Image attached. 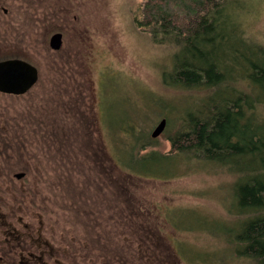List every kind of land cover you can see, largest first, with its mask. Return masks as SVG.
Instances as JSON below:
<instances>
[{
	"label": "rangeland",
	"instance_id": "rangeland-1",
	"mask_svg": "<svg viewBox=\"0 0 264 264\" xmlns=\"http://www.w3.org/2000/svg\"><path fill=\"white\" fill-rule=\"evenodd\" d=\"M222 2L233 31L230 43L240 44L243 57L257 59L264 51V0ZM145 4L146 0H0V56L18 55L40 70L33 91L24 97L0 96V108L7 106L11 121L32 115L51 127V138L56 132V143L49 144V129L40 131L46 139L37 155L43 173L37 182L40 193L50 199L45 205L51 208L54 188H68L70 201L61 197L68 207L66 201L79 205L81 196L103 200L102 206L117 200L114 212L103 214L113 220L105 218L103 225L111 230L117 220L129 224L135 233L129 238L134 257L142 254L150 261L137 258V263L257 264L238 244L243 224L254 213L236 204L235 189L251 171L174 147L172 140L186 130V113L213 90L177 86L167 78L178 57L187 55L175 35L157 26H141ZM58 30L65 33V44L54 52L48 42ZM53 87L75 89V94H54ZM258 117L264 120V106ZM163 119L165 131L152 138ZM51 120H56L53 127ZM84 137L86 142L103 141V173L88 158L91 151ZM142 157L147 164H138ZM248 162L247 158L243 166ZM112 167L119 170L112 172ZM127 200L137 213L123 220ZM65 216L80 235L82 225L75 224L72 213ZM120 232L121 244L127 245L128 232Z\"/></svg>",
	"mask_w": 264,
	"mask_h": 264
},
{
	"label": "trees",
	"instance_id": "trees-1",
	"mask_svg": "<svg viewBox=\"0 0 264 264\" xmlns=\"http://www.w3.org/2000/svg\"><path fill=\"white\" fill-rule=\"evenodd\" d=\"M228 17L222 0H146L145 19L139 23L145 28L157 26L183 42L187 57H178L167 75L173 84L207 85L213 90L201 107L186 113V130L172 142L177 151L251 171L235 189L236 204L254 213L243 224L238 244L243 255L264 264V120L258 121V110L264 106V51L262 58L244 59L240 44L230 43L233 31L228 29ZM139 162L147 164V158Z\"/></svg>",
	"mask_w": 264,
	"mask_h": 264
},
{
	"label": "flooded vegetation",
	"instance_id": "flooded-vegetation-1",
	"mask_svg": "<svg viewBox=\"0 0 264 264\" xmlns=\"http://www.w3.org/2000/svg\"><path fill=\"white\" fill-rule=\"evenodd\" d=\"M4 12L7 11L4 9ZM64 38L63 31L54 32L48 42L50 49L54 52L61 51L65 44ZM8 61L26 62L36 69V76L32 83V80L27 79L26 86L22 88L0 87V96L28 95L40 82L39 67L18 55L0 56V63ZM74 91L75 89L72 91L55 87L51 89V93L54 94L71 95V93L75 94ZM6 107L0 108V264H142L136 262L137 258L149 263L150 261L142 254L137 258L134 257L133 241L129 238L135 233L131 231L129 224H125L121 219L117 220L121 222H116L111 230L107 228V224L103 225L105 218L106 221L113 220L110 217L103 218V214L108 209L114 212L117 208L115 206L117 200H107L108 205L102 206L103 200H85L81 196V200L77 199L79 205L66 201L71 206L68 207L61 204L64 196L70 201L68 188L60 192L54 188L55 193L51 194L53 197L51 208L45 205L50 199L38 189L37 176L43 173L37 155L46 139L45 136H40V131L45 133V129H49L48 134L51 138V127L45 126L41 119H34L32 115L22 114L18 121H11ZM55 121L51 120L52 127ZM83 122L86 128L88 121ZM53 132L54 136L47 141L49 144L51 141L56 143V132L54 130ZM86 139L87 137L83 138V143L91 151L87 152L90 155L88 158L94 161L95 170L103 173V141L98 138L96 143L86 142ZM48 147L50 151H47L51 153V145ZM45 153L46 151L42 152L43 155ZM114 169L112 167V172ZM53 184L55 187L56 183ZM100 196L102 197V192ZM70 213L76 220L75 224H81L84 229L80 235L73 232L70 221L66 220L67 216L63 217V214ZM85 213L89 217L87 221ZM116 213L120 217L119 209ZM136 213L135 206L129 201L126 208L121 211L122 215H126L123 216V220L136 216ZM81 218L85 221L81 222ZM120 229L126 230L129 234V236L126 233L124 235L127 245H122L120 242ZM143 238L150 239V236Z\"/></svg>",
	"mask_w": 264,
	"mask_h": 264
},
{
	"label": "water",
	"instance_id": "water-1",
	"mask_svg": "<svg viewBox=\"0 0 264 264\" xmlns=\"http://www.w3.org/2000/svg\"><path fill=\"white\" fill-rule=\"evenodd\" d=\"M59 39V38H57ZM29 76V77H28ZM36 69L23 61H8L0 63V87L19 88L25 87L27 79L34 80ZM29 83V84H31ZM167 122L161 120L152 133V138H158L166 129Z\"/></svg>",
	"mask_w": 264,
	"mask_h": 264
},
{
	"label": "bare ground",
	"instance_id": "bare-ground-1",
	"mask_svg": "<svg viewBox=\"0 0 264 264\" xmlns=\"http://www.w3.org/2000/svg\"><path fill=\"white\" fill-rule=\"evenodd\" d=\"M239 51H240V50H239ZM231 66H232V65H231ZM229 67H230V66H229ZM228 69H229V68H228ZM231 73H232V72H231ZM238 76H240V75H238ZM228 78H229V77H228ZM228 78H227V79H228ZM240 81H241V80H240ZM230 82H231V81H230ZM227 83H228V82H227ZM231 85H232V84H231ZM206 86H207V85H206ZM193 87H194V86H193ZM188 88H189V87H188ZM196 88H198V87H196ZM202 88H203V87H202ZM204 88H206V87H204ZM219 88H220V87H219ZM223 89H224V88H223ZM209 90H210V89H209ZM259 90H261V89H259ZM223 91H224V90H223ZM211 92H212V91H211ZM219 92H220V91H219ZM259 92H260V91H259ZM208 93H210V91H209ZM255 93H256V92H255ZM255 93H254V94H255ZM214 94H215V93H214ZM218 94H219V93H218ZM218 94H217V95H218ZM231 94H232V93H231ZM255 95H256V94H255ZM234 96H235V95H234ZM250 96H251V95H250ZM262 96H263V95H262ZM217 99H218V97H217ZM200 100H201V99H200ZM215 100H216V99H215ZM250 101H251V100H250ZM259 102H260V101H259ZM261 102H262V101H261ZM213 103H214V102H213ZM205 104H206V102H205ZM211 104H212V103H211ZM254 104H255V103H254ZM256 104H257V103H256ZM206 105H207V104H206ZM199 106H200V105H199ZM193 107H194V106H193ZM200 107H201V106H200ZM205 107H206V106H205ZM205 107H204V108H205ZM198 108H199V107H198ZM198 108H197V109H198ZM202 108H203V107H202ZM184 110H185V108H184ZM199 110H200V109H199ZM204 111H205V110H204ZM187 113H188V112H187ZM194 115H196V114H194ZM187 118H188V117H187ZM263 119H264V118H263ZM258 123H259V122H258ZM262 124H264V123H262ZM181 155H182V154H181ZM179 156H180V154H179ZM187 158H188V157H187ZM191 158H192V157H191ZM201 158H202V157H201ZM162 163H163V162H162ZM158 164H159V163H158ZM163 165H164V163H163Z\"/></svg>",
	"mask_w": 264,
	"mask_h": 264
}]
</instances>
